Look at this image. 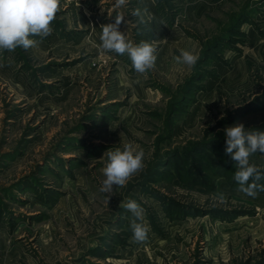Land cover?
<instances>
[{
    "label": "rangeland",
    "instance_id": "374dc122",
    "mask_svg": "<svg viewBox=\"0 0 264 264\" xmlns=\"http://www.w3.org/2000/svg\"><path fill=\"white\" fill-rule=\"evenodd\" d=\"M118 13L131 42L156 47L144 75L99 51ZM51 28L0 52V264H264V191H237L224 132H264V0H61ZM129 142L144 167L108 201L104 153ZM250 163L264 171L261 153Z\"/></svg>",
    "mask_w": 264,
    "mask_h": 264
},
{
    "label": "clouds",
    "instance_id": "9594fccd",
    "mask_svg": "<svg viewBox=\"0 0 264 264\" xmlns=\"http://www.w3.org/2000/svg\"><path fill=\"white\" fill-rule=\"evenodd\" d=\"M127 2L128 0H115V7L121 8ZM60 6L61 0H0V52L14 51L17 47L24 50L36 47L39 41L31 37L45 38L51 35V23L60 11ZM132 16L138 18V24H145L149 13L147 8L143 10L136 8L132 11ZM122 23L127 25L128 21L122 13H118L114 23L100 26L99 51L121 56L127 54L134 70L144 75L155 67L156 47L146 41L138 44L131 42L125 32L120 30ZM174 59L177 63L191 68L197 63L199 56L192 51L181 49L180 55ZM224 132L225 154L235 162L234 180L238 184L237 191L255 197L258 192L264 191V184L258 183L264 179V171L250 163V157L258 152L264 156V132L246 129L244 124L239 122L226 127ZM105 155L107 162L102 168L105 178L99 190L109 194L107 197L109 201L114 187H124L134 174L142 170L144 152L139 146L129 142L124 144L122 149H109ZM120 206L132 214L133 219L130 222L132 242L144 243L150 231L144 222V209L135 200H129Z\"/></svg>",
    "mask_w": 264,
    "mask_h": 264
},
{
    "label": "trees",
    "instance_id": "16d2710c",
    "mask_svg": "<svg viewBox=\"0 0 264 264\" xmlns=\"http://www.w3.org/2000/svg\"><path fill=\"white\" fill-rule=\"evenodd\" d=\"M222 157L223 156L221 155V153L219 151H217V153L215 155L212 154L211 156L208 157L207 160L206 159H204V160H206L208 162V164L214 165V163L217 162V159H219L220 161H223V158ZM195 160H198V159H195ZM199 162H203V159H201ZM258 183H261V181H259ZM263 184H264V180H263Z\"/></svg>",
    "mask_w": 264,
    "mask_h": 264
}]
</instances>
